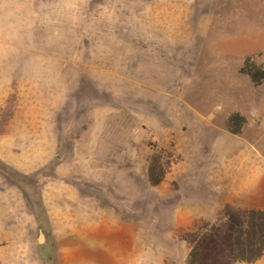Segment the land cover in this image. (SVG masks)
I'll return each mask as SVG.
<instances>
[{
  "label": "rangeland",
  "instance_id": "374dc122",
  "mask_svg": "<svg viewBox=\"0 0 264 264\" xmlns=\"http://www.w3.org/2000/svg\"><path fill=\"white\" fill-rule=\"evenodd\" d=\"M247 57L264 0H0V264H187L195 221L264 208Z\"/></svg>",
  "mask_w": 264,
  "mask_h": 264
},
{
  "label": "trees",
  "instance_id": "16d2710c",
  "mask_svg": "<svg viewBox=\"0 0 264 264\" xmlns=\"http://www.w3.org/2000/svg\"><path fill=\"white\" fill-rule=\"evenodd\" d=\"M241 72L247 74L254 84L264 79V68L247 57ZM245 118L232 113L227 119V129L239 134ZM149 182L158 185L164 171L154 154L147 168ZM190 231L181 234L188 244L187 264L253 263L264 255V208H240L225 204L213 222L198 220Z\"/></svg>",
  "mask_w": 264,
  "mask_h": 264
},
{
  "label": "water",
  "instance_id": "95a60500",
  "mask_svg": "<svg viewBox=\"0 0 264 264\" xmlns=\"http://www.w3.org/2000/svg\"><path fill=\"white\" fill-rule=\"evenodd\" d=\"M42 239H43V234H42V232H40L39 237H38V241H42Z\"/></svg>",
  "mask_w": 264,
  "mask_h": 264
}]
</instances>
